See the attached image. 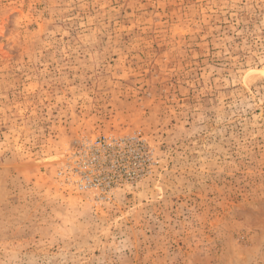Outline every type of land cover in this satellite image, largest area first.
<instances>
[{"label":"rangeland","instance_id":"obj_1","mask_svg":"<svg viewBox=\"0 0 264 264\" xmlns=\"http://www.w3.org/2000/svg\"><path fill=\"white\" fill-rule=\"evenodd\" d=\"M0 264H264V0H0Z\"/></svg>","mask_w":264,"mask_h":264}]
</instances>
